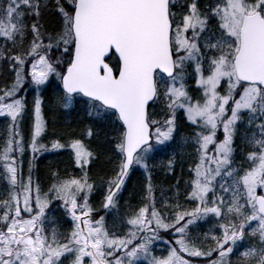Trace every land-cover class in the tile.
Returning <instances> with one entry per match:
<instances>
[{"label": "snow or ice", "instance_id": "6c2138e0", "mask_svg": "<svg viewBox=\"0 0 264 264\" xmlns=\"http://www.w3.org/2000/svg\"><path fill=\"white\" fill-rule=\"evenodd\" d=\"M51 7L61 21L55 33L40 23L49 0H0V61L14 73L0 89V117L9 120L0 143L7 189L0 264H264V0H54ZM53 81L57 105H82L111 130L107 143L118 164L106 182V212L131 171L148 173L143 206L122 221L121 234L96 219L88 202L94 185L87 169L97 159L89 144L42 142V92ZM28 87L36 90L30 109L21 95ZM180 117L195 153L184 193L192 207L182 208L177 191L174 204L157 208L149 162L171 147ZM240 126L246 134L237 164ZM94 134L89 127L84 135ZM65 148L82 175L54 173L45 191L30 160L25 178L26 150L35 158ZM53 202L70 217V232L49 217ZM201 222L211 226L196 235ZM157 242L165 245L160 255Z\"/></svg>", "mask_w": 264, "mask_h": 264}, {"label": "trees", "instance_id": "16d2710c", "mask_svg": "<svg viewBox=\"0 0 264 264\" xmlns=\"http://www.w3.org/2000/svg\"><path fill=\"white\" fill-rule=\"evenodd\" d=\"M54 0H49V8L44 10L40 23L43 24L44 30L48 33H55L60 28V18L56 14L54 8L51 5ZM27 22L30 24L31 19ZM3 41L0 40V44ZM14 79V73H12L7 63L0 61V89H4L11 85ZM55 82L53 86H49L42 92L44 99V117L47 122V131L44 135L42 142L44 144H50V141L56 138H61V142L69 138H82L86 133V130L91 127L94 131V136L91 140L88 139V143L91 150L97 155V159L94 160L88 166L89 182L93 183L94 188L89 195V204L95 209L94 216L99 219L104 217L105 224L109 230L121 234V229L127 231L124 228L122 221L126 219L131 213L138 210L140 206H143L144 197L146 194V183L148 173L144 169H135L129 174L122 189L117 196V203L115 209H112L106 213L101 207L104 202V197L107 194V181L113 176V171L118 164L117 156L109 151L111 147L107 140L110 138L106 136V133L110 134V129L99 121H95L89 117L86 110L82 105H76L73 109H63L61 106L55 103ZM27 96V95H26ZM27 103L28 98L26 97ZM32 102H29L31 108ZM29 115V121H21V132L26 136L25 132H29L32 126L31 114ZM159 118V117H157ZM28 124V129H27ZM9 121H3L0 118V143L7 137ZM26 128V129H25ZM241 130V132H240ZM239 139L245 136L246 129L244 126H240ZM190 128L182 117L177 121V130L175 133V141L170 142L171 147L165 149L163 152L157 154L150 163V175L151 182L154 187L156 196V206L161 208V201L167 200L168 203L173 204L175 202V195L180 193L179 200L182 208L187 206L188 201L184 198L185 187L182 186L184 177L187 176L185 172L192 167L193 160L191 155L187 156L186 160H179L188 148L190 153L193 148L185 144V140L188 139ZM28 141V140H27ZM27 141H25L27 143ZM194 151V150H193ZM237 157H239L237 155ZM23 174L25 177L29 171V161H32V177L34 182L39 183L41 188L45 191L51 186L53 181V174L59 173L62 178L68 176L79 177L82 175L79 168L74 164L73 156L70 149L61 150H48L35 155L30 151H25L23 155ZM169 159L174 160L172 169H169L166 165ZM180 166L181 173L177 174L178 167ZM46 187V188H45ZM183 189H185L183 191ZM176 190V191H175ZM6 186L3 180H0V197L6 195ZM190 207L192 204L190 203ZM170 209V208H169ZM106 214H108L106 216ZM49 217L58 221L57 227L59 231L67 233L71 231L72 222L69 216H67L64 210L59 206V202H53L51 210L49 211Z\"/></svg>", "mask_w": 264, "mask_h": 264}, {"label": "rangeland", "instance_id": "374dc122", "mask_svg": "<svg viewBox=\"0 0 264 264\" xmlns=\"http://www.w3.org/2000/svg\"><path fill=\"white\" fill-rule=\"evenodd\" d=\"M184 2V0H181V4ZM201 3H207V0H201ZM21 95H23V96H25V97H27L28 98V107H29V102H32L33 101V98H34V96L36 95V90L34 89V88H32V87H28V88H26V91L25 92H22L21 93ZM27 95V96H26ZM32 105V104H31ZM30 105V106H31ZM29 109H30V107H29ZM28 114H30V113H28ZM3 121H9V120H7V119H5V118H2V117H0ZM25 119H26V122L28 123V121H29V115H25ZM24 120V119H23ZM26 129V128H25ZM27 129H28V124H27ZM239 130H240V127H239V129H238V133H239ZM240 132H241V130H240ZM25 134H26V136H25V141H27L28 139H29V132L27 131V132H25ZM239 137H240V134H238L237 135V137H236V145L238 146L237 147V152H236V162H237V164H239V163H241L242 161H243V152L241 151L242 149H244V144H243V139H242V137L239 139ZM82 138L85 140V143H88V138L86 137V135H83L82 136ZM189 150H188V148L187 149H185V152H184V155L179 159V160H186V158H187V156H190L191 155V157H192V160H193V164H192V167H190V168H194V159H195V153H194V151L192 150L190 153L188 152ZM246 151V150H245ZM237 155L239 156V157H237ZM138 168V167H137ZM190 168H189V170H187L186 172H185V174L187 175V176H185L184 177V181H185V184L186 185H188V183L190 182V180L192 179V176H193V173L192 172H190ZM180 173H181V170H180V166L178 167V170H177V174H179L180 175ZM26 178V177H25ZM46 188V187H45ZM176 198V195H175V197L173 198V199H175ZM175 202H176V199H175ZM174 202V203H175ZM173 203V204H174ZM162 206V205H161ZM184 208H186V209H190L191 207H190V203L188 202L187 203V206H185ZM171 209V208H170ZM108 212V211H107ZM106 212V213H107ZM108 214H106V216H107ZM211 225L209 224V223H204V222H201L198 226H193V233L194 234H196V235H202L204 232H206V231H208V229H209V227H210ZM166 235V234H165ZM155 247V254L156 255H160L161 254V252L164 250V248H165V245H164V243H162V242H157L156 243V245L154 246ZM235 257H233V260L235 261Z\"/></svg>", "mask_w": 264, "mask_h": 264}, {"label": "bare ground", "instance_id": "6f19581e", "mask_svg": "<svg viewBox=\"0 0 264 264\" xmlns=\"http://www.w3.org/2000/svg\"><path fill=\"white\" fill-rule=\"evenodd\" d=\"M182 186H184V187H185V189H186V188H187V186H188V185H186V184H185V181H184V180H183V182H182ZM185 189H183V191H184ZM175 191H176V190H175ZM180 193H181V192H179V194H180Z\"/></svg>", "mask_w": 264, "mask_h": 264}, {"label": "flooded vegetation", "instance_id": "af4514ba", "mask_svg": "<svg viewBox=\"0 0 264 264\" xmlns=\"http://www.w3.org/2000/svg\"><path fill=\"white\" fill-rule=\"evenodd\" d=\"M179 203H180V200H179Z\"/></svg>", "mask_w": 264, "mask_h": 264}]
</instances>
